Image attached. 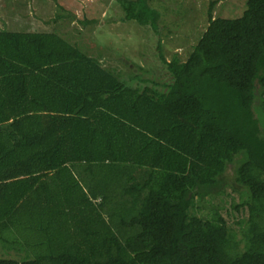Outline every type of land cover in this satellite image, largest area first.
I'll use <instances>...</instances> for the list:
<instances>
[{
	"label": "trees",
	"instance_id": "obj_1",
	"mask_svg": "<svg viewBox=\"0 0 264 264\" xmlns=\"http://www.w3.org/2000/svg\"><path fill=\"white\" fill-rule=\"evenodd\" d=\"M151 1L116 0L156 31ZM214 5L184 61L160 54L162 83L0 29V264H264V0L236 18ZM228 168L247 196L239 241L217 209L194 214Z\"/></svg>",
	"mask_w": 264,
	"mask_h": 264
},
{
	"label": "rangeland",
	"instance_id": "obj_2",
	"mask_svg": "<svg viewBox=\"0 0 264 264\" xmlns=\"http://www.w3.org/2000/svg\"><path fill=\"white\" fill-rule=\"evenodd\" d=\"M211 1H215L214 17L236 18L245 7V0H152L151 7L160 13L156 31H153L150 27L124 21L116 0H0V29L54 32L72 44L77 42L81 47L77 46L98 59L102 67L118 72L123 78L136 76L127 84L129 86L136 85L140 79L162 83L167 74L160 54L166 61L173 54H178L182 61L188 57L207 27ZM58 6L62 8L58 13L67 18H56ZM240 157L232 163L234 168ZM224 180V192L207 198L194 214L209 218L212 209H217L239 241L246 230L248 214L234 207L245 202L247 196L245 190L234 183L232 168H228ZM238 249L242 251V243Z\"/></svg>",
	"mask_w": 264,
	"mask_h": 264
}]
</instances>
